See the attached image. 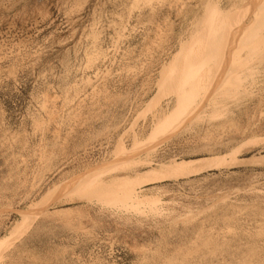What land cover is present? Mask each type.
<instances>
[{
    "label": "rangeland",
    "instance_id": "374dc122",
    "mask_svg": "<svg viewBox=\"0 0 264 264\" xmlns=\"http://www.w3.org/2000/svg\"><path fill=\"white\" fill-rule=\"evenodd\" d=\"M263 1L0 0V237L29 215L1 264H264V160L253 157L264 156ZM214 11L230 38L253 28L220 66L218 41L180 130L150 141L181 110L163 65ZM214 155L222 164L202 174L113 190ZM89 176L103 184L79 193ZM130 190L156 202L126 204Z\"/></svg>",
    "mask_w": 264,
    "mask_h": 264
},
{
    "label": "bare ground",
    "instance_id": "6f19581e",
    "mask_svg": "<svg viewBox=\"0 0 264 264\" xmlns=\"http://www.w3.org/2000/svg\"><path fill=\"white\" fill-rule=\"evenodd\" d=\"M187 1V0H186ZM137 2V0H136ZM140 2V1H139ZM138 2V3H139ZM264 2V1H263ZM136 4V3H135ZM145 4V3H144ZM143 4V5H144ZM247 4V3H246ZM245 4V6H246ZM252 4H255V2H253ZM27 5V4H26ZM138 5V4H136ZM248 5V4H247ZM251 5V4H249ZM256 5V4H255ZM262 5V4H261ZM140 7V6H139ZM138 8V7H137ZM245 8V7H243ZM253 8V7H252ZM131 10L132 7H131ZM135 10V9H134ZM242 10V9H241ZM257 10V9H256ZM152 11V10H151ZM244 11V9H243ZM218 12V11H217ZM214 11V13H216L215 15H211L208 17V19L206 20V22L202 25L201 28H199L197 31H195L194 33H192L190 35V38L183 41L179 47V49L172 55V57L170 58V61L167 63H164L163 68H162V72L163 74L161 75L162 79L165 80L164 82L167 84V86L172 87V90L176 91V95H177V100L178 102H180L181 104V110L180 112L176 110V112H172L170 111L168 114L166 113L165 115V120L164 122L158 127L155 128L152 132V137L155 139H152V137H150V141H155V140H161V142H163L164 139H166L168 137V135H174L176 134V132H178L180 130L181 123H179V120L181 121V119L184 116L185 111H188L189 108H192L194 106V104L196 103L195 98H193L196 95V79L199 76L200 72L203 70H205V64H209L210 60L212 62L213 57L218 54L217 51L219 50L216 47H220L221 44L224 43H220V45L217 46L218 41L220 42L221 40L223 42H226L225 47L220 48V53L218 54V59L219 62L217 63L218 66L221 65V60H226L227 54L229 55L230 52L232 51V47L233 45H235V42L238 40L237 38H239L240 36H242V34L248 29H252L254 25V18H251L252 20H250L248 23H243L242 25H240V27L236 28V31L234 30L233 35L231 36V38L229 37V29L226 26L227 22L229 21V17L226 18L225 21H223L225 18L224 15H222L221 13H217ZM250 13V12H249ZM252 13V12H251ZM260 13V12H259ZM238 14V13H237ZM129 15V14H128ZM263 15V13H262ZM239 16V15H238ZM245 16V15H244ZM264 17V16H262ZM235 18V17H234ZM241 19V18H240ZM129 20V19H128ZM246 20V19H245ZM264 20V18L262 19ZM233 21V20H232ZM262 22V21H261ZM261 24V23H260ZM231 25V22H230ZM237 25V24H236ZM235 25V26H236ZM239 26V24H238ZM133 27V26H132ZM135 29V28H134ZM235 29V28H234ZM127 30V29H126ZM232 32V30H231ZM118 33V32H117ZM121 33V32H120ZM137 33V32H136ZM122 36V35H121ZM184 38V37H183ZM241 39V38H240ZM117 42V41H116ZM115 42V43H116ZM157 42V41H156ZM137 43V42H136ZM169 44V43H168ZM264 44V43H263ZM122 45V44H121ZM142 45V44H141ZM165 47V46H164ZM264 47V46H263ZM175 48V47H174ZM170 50V49H169ZM264 50V48H263ZM262 50V51H263ZM166 51V50H165ZM127 52V51H126ZM164 54V53H163ZM256 54V53H255ZM167 55V53H166ZM108 56V55H107ZM165 56V55H164ZM163 56V57H164ZM225 59H224V58ZM230 57V56H229ZM258 57V56H257ZM167 58V57H165ZM164 58V59H165ZM215 59L217 57H214ZM223 58V59H222ZM229 60V59H228ZM235 60V59H234ZM225 61V62H226ZM229 62V61H228ZM227 63V62H226ZM225 63V64H226ZM234 63V62H233ZM224 64V63H223ZM215 65V64H214ZM204 66V67H202ZM207 66V65H206ZM160 67V66H159ZM226 67V66H225ZM262 68V67H260ZM214 70V69H213ZM94 71V70H93ZM161 72V73H162ZM93 73V72H92ZM84 74V73H83ZM106 74V73H105ZM160 74V73H159ZM171 74V75H170ZM175 74V75H174ZM221 74V73H219ZM121 75V74H120ZM203 76V75H202ZM87 78V77H86ZM237 80V79H236ZM211 81V80H210ZM160 82V81H159ZM200 82V81H199ZM172 83V84H171ZM205 83V82H204ZM74 85V84H73ZM212 83L209 84L208 86V90L207 93L204 95L205 97L210 96L211 90H212ZM163 88V87H162ZM200 89V88H199ZM202 89V88H201ZM206 89V88H205ZM204 89V91H206ZM162 90V89H161ZM161 90H159L158 92H160ZM174 91V92H175ZM156 95V94H155ZM158 96V95H157ZM162 97V96H161ZM203 97V96H202ZM154 98V96H153ZM204 99V98H203ZM215 99V96H214ZM140 100V99H139ZM218 100V99H217ZM156 103V101H155ZM154 103V104H155ZM217 105V104H216ZM156 106V105H155ZM180 106V105H179ZM215 106V105H214ZM218 110V109H216ZM140 112V111H139ZM179 112V113H178ZM177 113V114H176ZM191 113V112H190ZM106 114V113H105ZM147 114V113H146ZM127 115V114H126ZM143 115V114H142ZM177 116V120L175 122H172V120L174 117ZM188 116V115H186ZM67 117V116H66ZM120 117V116H119ZM65 118V117H64ZM135 122V121H134ZM132 123V122H131ZM130 123V124H131ZM107 124V123H106ZM233 129V128H232ZM168 131H173L174 133L168 134ZM10 133V132H9ZM95 133V132H94ZM150 134V133H149ZM16 136V135H15ZM169 136V137H172ZM92 137V136H91ZM61 138V137H60ZM158 138V139H156ZM89 139V138H88ZM260 138L257 139V141ZM255 139L253 138L252 140L248 139L246 140L245 143L242 142V144L236 146L233 150H231V152L229 154H233L234 153H242L243 150L246 148V145L248 143H250L249 145H251V142L254 141ZM260 141V140H259ZM262 141V140H261ZM149 142V141H148ZM40 143V142H39ZM160 142L156 141V142H150V147L148 148L149 150H147L148 152L155 150V148L158 146ZM255 144V143H254ZM257 144V143H256ZM259 144V143H258ZM146 146V145H145ZM210 150V149H209ZM230 150V148H229ZM214 152V151H213ZM222 152V150H221ZM216 153V151H215ZM219 153V152H218ZM214 154V153H213ZM239 155V154H238ZM219 156V155H218ZM222 156V155H221ZM227 157V155H225ZM225 157V158H226ZM232 157V156H231ZM237 157V156H236ZM254 159H257V161H263L264 160V156L261 155V157L257 158L258 156H253ZM203 158V159H202ZM209 158H216V155L214 156H209V157H201V158H197V160L195 161H187V160H174L171 159L170 161L172 163L167 164V162L164 163H160L158 164V166L153 167V168H149V170H144L143 173H140L138 175L135 176V179L133 177V179L125 182L124 184H121L120 186L114 188L115 189H125L128 188L127 185L132 184L134 182H137L138 177H142V178H147L148 179H144V180H149V178H157V177H162L166 180H178L182 177V179L184 178H190L192 176L198 175V174H202V172L204 171H200L197 169H202L203 167H212L213 168H219V166L222 164L221 162H216V161H212ZM150 159V158H149ZM205 159V160H204ZM149 161V160H148ZM159 161V160H158ZM168 161V162H170ZM145 163V161H144ZM148 163V162H146ZM227 166L229 168L230 163L227 162ZM152 164V162H151ZM125 165V164H124ZM123 165V166H124ZM127 166V165H126ZM125 166V167H126ZM146 166H149L146 165ZM198 166V167H197ZM104 168V167H103ZM123 168V167H122ZM221 168V167H220ZM224 168V167H223ZM102 170V169H101ZM91 171V170H90ZM94 171V170H93ZM200 171V172H199ZM105 172V171H104ZM91 173H95V172H91ZM97 174V172H96ZM103 174V173H102ZM101 174H99L98 176L100 177ZM137 177V178H136ZM78 178H82V177H78ZM71 179V178H70ZM75 179V178H74ZM117 178L115 177H111V179L109 180L111 182V180H116ZM162 179V180H164ZM78 179H76L74 182V180H72L74 182V188L79 187L80 191L79 193L88 191L86 189L89 188L92 190H95L96 186L101 184L102 181H96V176H89L87 178H83L81 181H77ZM69 181V180H68ZM109 181H106L109 182ZM66 182V181H65ZM70 183V181H69ZM72 183V182H71ZM64 184V183H62ZM61 184V185H62ZM68 184V183H67ZM73 184V183H72ZM103 184V183H102ZM56 186V185H55ZM60 186V185H58ZM62 188L64 186H61ZM134 187V186H133ZM57 189V186L55 187ZM54 188V189H55ZM63 190V194H64V190ZM135 189V188H134ZM71 190V189H70ZM74 190V189H73ZM109 190V189H108ZM111 190V191H113ZM150 190V189H149ZM55 190H53L54 192ZM82 191V192H81ZM66 192V191H65ZM70 192V191H69ZM136 191H129V193H125L122 198L124 197L126 200H128L126 202V204L128 202L131 203H145V202H156L153 199H150L149 196H143L140 197V192H137V196L138 198H135V193ZM150 192V191H149ZM58 193V192H57ZM67 193V192H66ZM60 194V193H59ZM86 194V193H85ZM93 194H88V195H82V196H92ZM225 195V194H224ZM136 196V197H137ZM120 198L116 199L114 198V200L110 199V201L114 203H118L120 202V200H122L121 196L119 195ZM127 197V198H126ZM228 197V196H227ZM41 198V197H40ZM60 198V197H59ZM72 198V197H71ZM44 199V198H43ZM46 200V199H45ZM107 201V200H106ZM109 201V200H108ZM109 201V202H110ZM221 201V200H220ZM122 205L124 204L123 201ZM22 203V202H21ZM106 203V202H105ZM43 204V203H42ZM111 204V203H110ZM121 204V203H120ZM36 205V204H35ZM46 205V204H45ZM133 205V204H132ZM135 205V204H134ZM125 207V206H124ZM138 207V204H137ZM136 207V208H137ZM208 207V206H207ZM32 208V207H31ZM119 208V207H118ZM117 208V209H118ZM205 208V207H204ZM128 209V208H125ZM132 209V207H131ZM210 209V208H209ZM16 210V209H15ZM28 210V209H27ZM34 210V209H33ZM138 210V208H137ZM19 211V210H18ZM140 212V210H138ZM158 211V210H157ZM26 212V211H25ZM34 212V211H33ZM122 212V211H121ZM22 213V212H21ZM32 213V212H31ZM26 214V213H25ZM29 214V213H28ZM39 214V213H38ZM144 214V213H143ZM160 214V213H159ZM192 215V213H190ZM189 214V217H191ZM200 214V213H199ZM34 215V214H33ZM24 216V214H23ZM29 216V215H27ZM26 215L23 217V220L20 219L21 221L17 222L16 224L13 225V227L11 228V230L3 235L2 237H0V264L2 261H6V250L9 249L14 242H16L17 238L19 237V235L21 234V232L25 229V225H28V217ZM186 216V215H185ZM22 217V215H21ZM32 217V216H31ZM30 218V217H29ZM33 218V217H32ZM31 219V218H30ZM148 219V218H147ZM168 219V218H167ZM182 219V218H181ZM42 221V220H41ZM40 221V222H41ZM28 222V223H27ZM175 222V221H174ZM32 224V223H31ZM38 227V226H37ZM27 228V227H26ZM37 229V228H36ZM28 236V235H27ZM25 237V236H24Z\"/></svg>",
    "mask_w": 264,
    "mask_h": 264
}]
</instances>
